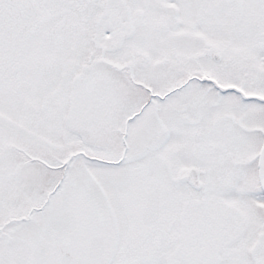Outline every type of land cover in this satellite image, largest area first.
<instances>
[{"label": "snow or ice", "instance_id": "1", "mask_svg": "<svg viewBox=\"0 0 264 264\" xmlns=\"http://www.w3.org/2000/svg\"><path fill=\"white\" fill-rule=\"evenodd\" d=\"M0 264H264V0H0Z\"/></svg>", "mask_w": 264, "mask_h": 264}]
</instances>
